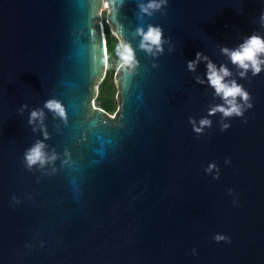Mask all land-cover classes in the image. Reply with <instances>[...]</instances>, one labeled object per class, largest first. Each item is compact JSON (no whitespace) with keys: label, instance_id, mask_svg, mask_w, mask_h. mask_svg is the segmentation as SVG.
<instances>
[{"label":"water","instance_id":"water-1","mask_svg":"<svg viewBox=\"0 0 264 264\" xmlns=\"http://www.w3.org/2000/svg\"><path fill=\"white\" fill-rule=\"evenodd\" d=\"M102 2L137 59L114 75L113 117L92 103L107 64ZM141 2L0 0V264H264V71L240 79L220 51L264 36V0H167L142 19ZM149 24L169 41L156 58L132 38ZM198 52L226 64L253 104L223 132L209 117L199 136L189 119L222 101L204 63L187 70ZM52 98L67 114L45 110L57 171H29L24 153L43 139L29 115Z\"/></svg>","mask_w":264,"mask_h":264},{"label":"clouds","instance_id":"clouds-1","mask_svg":"<svg viewBox=\"0 0 264 264\" xmlns=\"http://www.w3.org/2000/svg\"><path fill=\"white\" fill-rule=\"evenodd\" d=\"M105 7H108V5L105 4ZM166 7L167 0H147V3L141 2L138 4L140 18L142 19L144 16L152 17L154 13L162 12ZM259 20L261 26L264 27V13L261 14ZM132 38H139V49L154 58L163 54V46L165 43L169 42L164 39L162 28L151 24L147 26L146 31L143 27H138L132 33ZM172 50V48H169L170 52ZM220 51L222 55L236 67L240 79H246L249 72H251L252 76H257L264 71V36L260 34L253 33L244 38L243 42L237 47H222ZM117 52L122 68L133 67L137 63L136 52L128 41L121 40ZM201 63L206 65V81L208 87L214 90L213 99L219 98L222 103L210 105L207 116L201 118L199 121L193 118L189 119V123L197 136L202 135L205 129L212 127V120L209 117L217 114L221 115L220 130L223 132L230 128V124L225 123V120L233 117L242 118L245 111L253 107L249 92L246 91L243 85L239 84L236 79L232 78L233 73L226 64H221L218 67L207 55L198 52L195 59L187 63L188 72L196 73L197 67ZM157 66L158 65L155 64L153 65V67ZM195 82L198 85H204L205 79L196 76ZM27 107V105H22L19 109L20 114H23ZM45 110L51 113L54 118H58L65 124L67 123L66 109L58 99H49L44 103L43 108L32 110L29 115L28 124L32 127L34 133L39 131L43 139L37 140L25 151L24 163L29 171L33 168L44 170L51 167L50 174H54L57 171L55 165L56 162L60 160V155L55 149L49 150V146L45 143V141L50 139L45 125ZM246 122L245 120V123ZM64 156L65 159L61 161L62 166L69 164V153L67 150H65ZM229 163V160H225L226 165ZM205 171L207 174H211L215 171L216 175L213 178L219 179V169L215 163L209 164ZM229 193L231 194V190H229ZM13 199L15 201V198ZM214 240L217 243L231 242L230 238L221 234L215 235ZM193 254H195V250H193Z\"/></svg>","mask_w":264,"mask_h":264},{"label":"trees","instance_id":"trees-1","mask_svg":"<svg viewBox=\"0 0 264 264\" xmlns=\"http://www.w3.org/2000/svg\"><path fill=\"white\" fill-rule=\"evenodd\" d=\"M105 41H106V52H107V68L105 76L102 81L98 84L97 97L95 98V103L97 106L105 105V101L108 98L110 104H113V109L116 107L115 97L117 94L115 85L113 83V77L116 73V70L121 65L117 48L119 46V41L114 38L111 34L108 27L105 28ZM111 90V93L108 97V91ZM104 110V107H101Z\"/></svg>","mask_w":264,"mask_h":264},{"label":"rangeland","instance_id":"rangeland-1","mask_svg":"<svg viewBox=\"0 0 264 264\" xmlns=\"http://www.w3.org/2000/svg\"><path fill=\"white\" fill-rule=\"evenodd\" d=\"M105 15H106V10L105 11H103L102 13H101V16L104 18L105 17ZM117 71V70H116ZM115 75V74H114ZM104 78V77H103ZM103 78H101V80L99 81V83L102 81V79ZM114 78V77H113ZM98 83V84H99ZM98 84L96 85V87H95V97H94V106H96L97 108H100L101 109V107H104V112L105 113H107L109 116H114V114H115V112L117 111V109H118V107H117V105H116V107L114 108V110H112V112H110L111 111V109H113V104H110V102H109V99L107 98L106 99V101H105V105H103V106H97V104L95 103V98L97 97V90H98ZM110 93H111V90H109L108 91V97H109V95H110Z\"/></svg>","mask_w":264,"mask_h":264},{"label":"built area","instance_id":"built-area-1","mask_svg":"<svg viewBox=\"0 0 264 264\" xmlns=\"http://www.w3.org/2000/svg\"><path fill=\"white\" fill-rule=\"evenodd\" d=\"M105 5L103 4L102 5V7H101V9L99 10V12H98V16H99V24H100V27H101V30H102V37H103V40L105 41V28L107 27V24H106V20H105V17L103 18L102 16H101V13L103 12V11H105L106 10V14H107V12H108V10H107V8L106 7H104ZM106 16V15H105ZM105 45H106V41H105ZM106 68H107V64H106ZM93 105H94V100H93ZM112 117V116H111Z\"/></svg>","mask_w":264,"mask_h":264},{"label":"bare ground","instance_id":"bare-ground-1","mask_svg":"<svg viewBox=\"0 0 264 264\" xmlns=\"http://www.w3.org/2000/svg\"><path fill=\"white\" fill-rule=\"evenodd\" d=\"M103 4L105 5V3H104V2H102V5H103ZM104 7H105V6H104Z\"/></svg>","mask_w":264,"mask_h":264}]
</instances>
